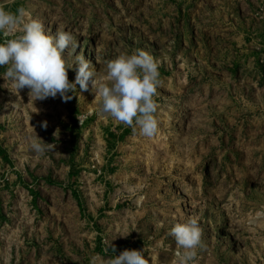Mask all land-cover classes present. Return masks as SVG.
Wrapping results in <instances>:
<instances>
[{
  "label": "rangeland",
  "instance_id": "1",
  "mask_svg": "<svg viewBox=\"0 0 264 264\" xmlns=\"http://www.w3.org/2000/svg\"><path fill=\"white\" fill-rule=\"evenodd\" d=\"M0 3L72 33L73 57L97 78L142 49L161 79L149 138L101 114L91 84L34 101L0 66V264H90L125 249L172 264L169 232L189 218L202 229L196 264H264V0ZM36 135L55 149L37 158Z\"/></svg>",
  "mask_w": 264,
  "mask_h": 264
},
{
  "label": "clouds",
  "instance_id": "2",
  "mask_svg": "<svg viewBox=\"0 0 264 264\" xmlns=\"http://www.w3.org/2000/svg\"><path fill=\"white\" fill-rule=\"evenodd\" d=\"M20 33L0 43V66H7L4 78L11 80L19 90L28 88L30 100L55 98L58 94L65 101L73 97L76 85L82 91L91 84L95 95L101 98L100 113L110 116L116 123L132 127L152 137L158 131L156 113L159 105L154 99L161 85L159 62L147 51L136 49L131 54H121L106 62L105 75L97 78L90 61L83 53L73 54L79 46L72 33L58 27L56 34H47L44 24L25 9L16 12L0 3V32L5 37ZM69 49L67 58L63 55ZM75 82H70L68 70L73 69ZM38 112V109L37 111ZM47 127V122L43 123ZM59 130L54 133L58 136ZM55 144L43 142L36 135L31 150L37 158L53 151ZM177 245L172 264H196L197 250L203 246L202 229L194 218L176 223L170 230ZM110 247L115 252V247ZM90 264H149L144 251L125 249L114 258L104 259L99 255L91 257Z\"/></svg>",
  "mask_w": 264,
  "mask_h": 264
}]
</instances>
